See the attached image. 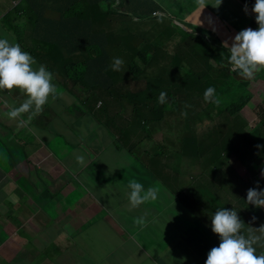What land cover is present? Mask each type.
I'll return each instance as SVG.
<instances>
[{
	"label": "crops",
	"instance_id": "obj_1",
	"mask_svg": "<svg viewBox=\"0 0 264 264\" xmlns=\"http://www.w3.org/2000/svg\"><path fill=\"white\" fill-rule=\"evenodd\" d=\"M187 1L191 4V13H187V19L197 13L201 16V23L197 24L199 26L217 31L227 30L228 26L236 31L248 27L256 29L247 16L242 15L246 24L241 20L236 26L227 21V17L234 11L241 10L246 15L242 4L237 10H230L223 19L220 10L210 6L202 10L197 3ZM50 2L58 4L56 0ZM15 3V0H0V22H4ZM31 35L38 39L34 32ZM64 99L67 97L64 96ZM8 103H11L10 96L0 91V123L11 129L10 133L14 132L9 142L6 135L1 137L0 129V140L2 139V146L8 149L13 148L18 140V157L23 158L19 160L16 155L8 158L0 153V171L3 174L0 180V238L7 241L2 247L7 254L0 264H205L208 252L217 247L219 242L212 239L210 230L204 223L199 229V224L188 223L186 218H176L172 201L179 198L174 191L183 187L180 168L183 163L178 155L172 156L176 160V172L166 182V188L152 180L163 178L162 172L170 162L159 154H150L149 158L145 156L138 173L148 175L149 180L137 178L136 181L145 190L157 187L158 195L155 200L141 204L137 207V212L130 208L129 201L120 198L121 195L128 196L131 178L124 172L116 171L121 150L114 145L122 133L118 135L115 128L119 129L136 118L121 112L113 116L108 109L102 116L85 118L86 126L83 127L84 118L79 119L78 115L84 114L71 105L70 116L64 111L63 114L46 117L38 123L29 117L25 121H17L7 115ZM61 105L60 102H55V106ZM249 106L245 110L247 114L250 113ZM64 107H67L66 102L62 109ZM55 121L60 129L52 135L46 126ZM69 121L75 127L73 131L65 130L69 128ZM109 126H113V135L106 132L110 131ZM123 137L126 138L124 135ZM55 142L60 145L58 151L52 149ZM42 149L44 154L41 153ZM77 149L82 150L91 159L90 162L81 164L77 160L80 157ZM141 151L145 155L150 153L149 149L138 150L139 153ZM22 159L28 162L25 169L21 167ZM92 161L97 166L91 169ZM6 165L9 174L3 173ZM28 168L35 169L27 171ZM20 173L22 177L19 178ZM196 182L197 180H193L187 183L184 189L188 195L194 196ZM108 191L122 202L107 205ZM168 199L170 206L164 209L170 222L168 231H172L180 243L193 246L196 249L193 255L180 253L173 245L154 241L163 235L161 225H158L161 212L157 211L156 206H167ZM236 203L241 206L239 201ZM218 208L219 206L215 207L214 212ZM140 217L144 219L143 225L134 223V218ZM141 232L145 235L143 243L138 239ZM249 233L245 232L244 235L248 236ZM251 234L261 236L254 247L257 255L264 254V235L259 230Z\"/></svg>",
	"mask_w": 264,
	"mask_h": 264
},
{
	"label": "rangeland",
	"instance_id": "obj_2",
	"mask_svg": "<svg viewBox=\"0 0 264 264\" xmlns=\"http://www.w3.org/2000/svg\"><path fill=\"white\" fill-rule=\"evenodd\" d=\"M215 2L216 0H208L207 6L213 7L211 4H215ZM242 2L243 0H223L222 4L218 8H213L220 10L222 16L225 17L230 10H237L238 6H240ZM191 3H196V0H192ZM51 5H54V3H51ZM242 21L246 23L245 18H242ZM157 22H159V20L154 18L152 13L134 12L129 9H126V13L123 15L118 16L117 20H113L111 24L107 26V30L113 29L114 32H116V36H113L111 40L118 43H124L123 47L119 46L118 48H114V43L111 42L113 44L110 47V52L113 56L111 60L112 65L116 58L123 61L119 71H114L111 66L110 75L114 78L115 83L114 85H111L108 82L109 77L106 76L104 79H100L101 82L100 84H97L95 89L88 92V80H92L90 77L93 76L88 74L85 67L80 66L79 70L82 72L83 77L78 90L80 94L82 93L86 96V98L91 99L95 107L93 110L94 116H102L108 109L111 110L113 116H115L118 112L125 110L128 115L135 116L141 121V123L144 122L146 124V126L143 128L141 127L139 131H125L119 136L120 138L116 145L117 148L121 150V159L116 165L117 173L124 172L130 176L131 180H136L137 178L149 180L148 175L144 176L143 174L138 173V171L142 169L145 156L146 158H149L150 155H145L143 151L139 153L138 150L149 149L155 150L165 161L170 162V164L166 166L165 170L162 172L164 177L153 180L158 184H161L163 187L166 188V182L171 180L172 175L176 172V160L172 159L174 153L179 154L183 158L181 160V163L183 164L180 167L182 168L181 181L183 183V187L181 189H184L189 181H193L201 176L205 178L202 179V184H206L207 191H210L207 193L197 194V197L190 196L191 206L190 203L188 205L186 201L184 202L177 198L173 199L172 205L175 207L177 219L181 217L186 218L188 223H194V225L196 224V220L200 219L201 223L199 224V229L202 228V223L207 225L212 239L214 240L219 238L218 234L214 233L211 229L210 216L215 213V207L219 206V208H230L231 206H234L242 209L236 203L239 201L241 205L245 207V205L241 202V196L238 195V192L241 189L248 190L249 188L260 187V190H264V176L261 175V170L264 169V162L253 165L254 160H262L264 155H262L261 152H257V154L253 156H243V161H246V163H240L236 152L232 153V163H236V161H238L236 169L232 175L229 176L232 183L222 182L221 180L224 179L214 172L211 174L213 176H210V170L216 166L215 162L219 160L223 148L214 150L212 147L213 143H210L209 139L211 133L219 131L227 124L228 120L225 116H223V111L226 107L222 103L218 106L214 105L213 107H210V104L203 102L198 89L195 90V87L192 86L184 89L185 85L183 82H188L187 79L190 74L200 71V73L205 72L207 74L205 79L211 80L216 88L221 89L222 85L225 83L227 75L216 72L214 69L215 66L211 67V64H209L205 58L202 60L193 59L194 54L190 52H192V48H198L199 45L192 43V41L190 42V45L188 43H183L182 45V48H185V50L188 51V56L183 61L185 67L183 68L182 66V68L179 69L178 78H180V81H175L169 78L170 71H172V69L168 70L166 74H163L164 68L170 64L169 62L171 61L173 53L170 52L171 48H175L178 45L180 46L183 42L182 38H185V33L182 29L187 30V28L177 24L175 21L162 22V31L164 29H168L169 32L165 35L161 34L158 38V42L164 45L165 49L162 52L158 65L155 68H147L140 59V54L130 51V49L136 47L141 52L142 50L140 48H144V51L146 49H151L150 47L152 43L156 41L158 37ZM189 22L200 24L201 16L197 13H193L191 18H189ZM32 23V21H28L23 15L14 14L10 17L8 23L0 22V39H8L11 43H17V32L19 30L25 34L23 38L24 48L26 50L25 52L33 55V53L38 50L40 41L31 35L35 32ZM254 25L258 24L255 23ZM202 27L203 29L206 28L205 26ZM228 28L229 29L227 30L220 29L219 31L211 29L210 32L214 35L209 36L207 39L210 42L219 45H223L225 40H228L229 44H231V38H234L236 32L238 33L239 31L231 29L229 26ZM192 34L196 35L194 32ZM215 36L220 37V40H213ZM24 48L21 47L23 51ZM44 57L50 60L49 64L53 68V63L56 64L54 55L49 56L45 54ZM89 57L93 59V52L89 53ZM228 73L229 72H227V74ZM231 74H233V72ZM57 79L59 82L65 81V78H61L59 75ZM262 79H264V76ZM249 81V84L244 81V84L247 87L246 93H250V91H252L254 97L252 103L249 104L250 113L248 114V118L245 119L244 130L251 132L260 127L264 122V86H262L261 82L258 80ZM150 84L152 85V89L149 95L145 88H149ZM89 86L94 87L91 84ZM72 87V82H70L68 89L70 90ZM234 88L241 87L236 86ZM116 89H118L122 96H124V93L130 94L123 98L125 101L123 104L111 101V92ZM161 92L167 93L166 102L164 104L159 103L158 100ZM238 93L239 90L235 89L233 92L235 99H238ZM60 95L67 96V107H64L65 110L58 108L57 112L63 114L65 111V114L70 116L72 111L69 107L71 105L76 106L78 111L81 112V114H84L83 116L78 115V118H84L82 126L85 127V118L92 116V112H89L86 109L83 102H78V99L74 97V94L64 92ZM49 97L56 100L58 99V97L53 98L51 95ZM117 97H119V94ZM81 100H84L83 95H81ZM99 101L105 104L103 110L97 109ZM52 105H50V109ZM242 119L244 118H242L240 112H238L236 123L232 125L233 133L230 134V131L228 130L225 135H219L216 142L222 145H228V149H230V151L233 150V148H239L240 146L244 147L245 134L243 137L244 132L243 130H240L239 127V123ZM36 123H38V121H36ZM68 124L69 128H66L65 130L73 131L75 127L71 125L70 121ZM75 126L77 127L79 125ZM46 128L50 129L51 134L54 135L56 130L60 129V126H58L55 121L52 124L47 125ZM0 129L1 137H3L8 128L5 124L0 123ZM189 129H192L195 132L191 141L188 140ZM99 130L100 129H98V131ZM102 131L105 130L102 129ZM123 135L126 138H124ZM6 136L7 140L11 142L10 131L6 132ZM200 137L204 139V143L201 144L202 147L199 149L200 144L198 143ZM228 138L229 140H227ZM82 140H84V138H82ZM187 144H191V146L187 147ZM0 147L1 156L14 158L16 155L19 160L23 158V156L18 157V148L20 147L18 140H16L13 144V148L8 149L2 146L1 139ZM59 147L60 145L57 142L52 145V149L54 151H58ZM105 147L114 148L109 146ZM44 152V149H42L41 153L44 154ZM76 152L84 158L83 162H80L81 164H87L90 162L91 159L88 158L82 150L77 149ZM210 159H212V162H210ZM19 160L16 159L17 162H19ZM67 161L69 162L70 159ZM27 164V160L22 159V169H25ZM91 165V169L97 166L96 164H93V161L91 162ZM33 169L35 168H28L27 171H32ZM254 172L259 173L260 178L254 175ZM3 173L9 174L8 165H6ZM2 177L3 174L0 171V180ZM20 177H22L21 173L19 174V178ZM213 177H216L217 180ZM108 192V196L106 197L108 202L107 205L115 202H122V200L118 199L116 195L112 194L110 191ZM169 193H172L171 190H169ZM120 198H125L127 202L129 201L128 196L124 197L121 195ZM169 199L167 201V206H156L157 211L161 212L158 225L159 227L161 225L163 235L162 238L158 237L157 239H154V241L165 245H168L170 241L176 246V248L179 249L180 253L187 252L193 255L196 252V249L193 246L186 243H180L174 237V234H172L173 232L168 231L170 222L167 219L164 209L165 207L170 206ZM253 217H255V219H253ZM242 221L244 222L241 230L242 234L245 232L253 233L258 231L260 227L264 226V207H260L257 213L253 214L250 218L243 219ZM144 238L145 235L141 232V234L138 235V239L143 243ZM6 242L7 241L5 239L0 238V261L7 254V251L2 248L6 245ZM5 259H7V257ZM194 260L195 259H191V261Z\"/></svg>",
	"mask_w": 264,
	"mask_h": 264
},
{
	"label": "trees",
	"instance_id": "obj_3",
	"mask_svg": "<svg viewBox=\"0 0 264 264\" xmlns=\"http://www.w3.org/2000/svg\"><path fill=\"white\" fill-rule=\"evenodd\" d=\"M58 4L51 5L50 0H23L21 5L20 12L23 13V16L27 18L28 21H32L34 27V34L38 37L40 41V46L37 53L34 54V57L38 60H43L44 55H56V64L53 63L54 72V84L57 87L56 97L58 99L48 98V102L44 106H50L52 103L60 102L65 103L66 101L62 98L60 94L67 92L74 94V97L78 99V102L81 100V95L79 93L80 82H82L83 74L79 70L80 66L86 68L88 74L92 78L88 80V92L95 89L97 84H100V79H104L106 76L109 77L108 82L111 85H114L115 80L110 75L111 72V60L112 53L110 52V47L114 43V48L119 46H124V43H118L113 40V36H116V32L113 29L107 30V26L111 24L113 20H117L122 8H127L130 11H138L142 13H152L155 11L162 10L163 12L174 14L183 22V18L187 13H191V4L187 0H56ZM246 17L244 12L241 10L232 12L227 20L232 22L234 25L238 26V22L242 18ZM159 22H157L158 27V37L151 45V49L145 50L140 48L142 52L134 47L130 51L137 52L140 54V59L145 64L147 68H155L158 65V62L161 59L162 52L165 49V46L158 42L160 35H165L169 32L168 29L162 31V22L164 21H174L165 14L154 16ZM226 18V17H224ZM192 27V26H190ZM202 31L201 28H197ZM185 33V38L183 37V42L175 48H171L170 52L172 53L171 61L163 71V74H166L168 70L170 71L169 78L180 81L178 78L179 69L185 67L183 64L184 59L188 56V51L185 48H182L183 43L189 44L192 43L198 44V48H192L194 54L193 59L202 60L205 58L206 61L211 64V67H214L215 71L218 73H223L227 75L225 78V83L222 85L221 89L216 88L211 80L205 79L207 74L200 73L196 71L189 75L187 79L188 82H183L185 85L184 89L189 88L190 86L195 87V90H199V94L203 99V102H206L204 99V92L208 87H214L216 89V96L219 98L220 103H222L226 108L223 111V116L228 120L227 124L223 126L219 131L211 133L209 142L213 143L212 147L214 150L218 148H223L221 151V156L218 161H216V166L211 168L210 176L213 172L221 176L224 180L222 182L228 183L232 180L229 178L230 175L236 169V163H232L233 155L232 153L236 152V155L240 163H246L243 156H253L257 154L258 147H264V122L257 129L249 132L245 129V119L248 118V114L245 110L246 107L253 99L254 94L252 92L246 93L247 87L245 86V78L242 77L239 72H233V69L229 62L230 52L228 49L223 46L214 45L209 42L201 32H195L196 35L191 32L182 29ZM203 33V32H202ZM19 36H22V33L19 32ZM179 47V48H178ZM178 50V51H177ZM93 52V59L89 57V53ZM190 52V53H192ZM136 53V54H137ZM135 57V56H134ZM227 72H229L227 74ZM233 72V74H231ZM59 77L65 78L64 82H59L57 79ZM264 75H259L258 78H263ZM161 77V76H160ZM67 81V82H66ZM72 82V89H68V86ZM94 87H90L89 85ZM241 88H234V87ZM197 87V88H196ZM146 92L148 91L149 95L152 89L145 88ZM239 90V97L235 99L233 92ZM67 103V102H66ZM83 103L86 109L89 112L94 110V105L90 98H84ZM210 104V107H213L215 104L207 102ZM227 103V104H224ZM92 105V106H90ZM99 102L97 104V109L103 110V106L98 108ZM77 108L76 106H73ZM238 112L242 118V121L239 123L240 130H243V137L245 134V145L247 148L240 146L239 148H233L230 151L228 145H222L216 142L219 135H225L229 130L232 134V125L236 123V118L238 117ZM240 117V116H239ZM264 118V117H263ZM146 126L144 122L141 123L140 120L136 119L130 123L121 126L119 129L115 128L116 133L120 135L125 131H137ZM113 126H109L107 133L112 134ZM188 140L191 141L195 132L192 129H189ZM231 137V136H230ZM201 139V141H200ZM199 139V149L202 147L201 144L204 143V139L200 137ZM229 140V138L227 139ZM216 142V143H214ZM116 147V144L114 145ZM191 144H187V147H190ZM117 148V147H116ZM118 149V148H117ZM241 149V150H240ZM217 152V151H216ZM196 153V152H195ZM214 158V156H213ZM183 158L179 156L181 162ZM212 162V159H210ZM213 163V164H215ZM256 165V163H253ZM256 173V172H254ZM217 180L216 177H213ZM202 179H205L201 176L196 182V188L194 196L197 197V194L207 193L206 184H202ZM240 182V180H239ZM241 183V182H240ZM232 187V186H231ZM235 187V186H234ZM260 190V187H258ZM242 193V189L238 192ZM244 193H242V196ZM185 192H178V197L186 203H190V197ZM193 196V195H192ZM243 205L249 207L247 200H244ZM218 206H216L217 208Z\"/></svg>",
	"mask_w": 264,
	"mask_h": 264
},
{
	"label": "clouds",
	"instance_id": "obj_4",
	"mask_svg": "<svg viewBox=\"0 0 264 264\" xmlns=\"http://www.w3.org/2000/svg\"><path fill=\"white\" fill-rule=\"evenodd\" d=\"M15 2V7L4 19L5 23H8L10 17L14 14L23 15V13L20 12L23 0H15ZM222 2L223 0H216L215 4L211 5L218 8ZM196 3L201 6L202 10L208 5L206 0H196ZM241 4L243 5L248 21L250 24L253 23L256 29L248 27L239 31L234 38H231V44H229L228 40H225L223 45L211 43L223 46L229 50V62L233 72L238 71L239 74L245 78V82L248 83L249 80H258L261 82L262 86H264V79L258 78L260 74L264 75V0H243ZM126 9V7L122 8L120 14L126 13ZM163 14L177 22V24L187 28L191 33L201 32L200 34L206 39L214 35L210 32L211 28L206 27L203 29L202 26L189 22L187 16L183 18V22L178 19L176 15L163 12L162 10L155 11L153 16ZM221 17L224 19L223 16ZM255 23L258 25H254ZM197 28H201L202 31ZM19 32L21 31L18 30L17 32V43H11L8 39H0V91H4L11 98V103L7 104L9 111L7 115L9 118L17 121H25L26 118L29 117L38 122H42L46 117H53L56 116V114L59 115L60 112H57V109H62L64 103H61L62 105L60 107L55 106V103H53L51 109L49 108L50 106H44L48 102L49 96L51 95L54 98L57 93V87L54 84L55 75L54 72L51 71L53 68L49 64L50 60L45 57L41 61L34 57V54L37 53L36 51L33 55L25 52L23 40L24 33L21 32L23 35L22 37L19 36ZM213 40L219 41L220 37L215 36ZM21 47L24 48V51ZM122 63V60L116 58L112 65L113 70L119 71ZM118 94L119 97H117ZM82 95L86 98L84 94ZM127 95L130 94L124 93V96H122L118 89H116L111 92V101H119V103L121 102L123 104L125 102L123 98ZM64 96H62L63 99ZM166 96L167 93L161 92L158 98L159 103L164 104L166 102ZM204 99L206 102L213 103L217 106L220 104L214 87H208L205 90ZM65 101L67 102V100ZM252 101L249 104H251ZM80 102H83V100H80ZM249 104L246 107H248ZM104 105V103L99 101L98 108ZM121 113L136 118L135 116L128 115L125 110ZM8 131L12 130L8 128L5 131V135ZM12 134H14V132L10 133V136ZM257 149L258 152L264 155L263 146H259ZM148 154L157 155L158 153L155 150L154 152L150 150ZM174 154L179 155L177 153ZM77 160L83 162L84 158L80 156L77 157ZM260 162H264V158H262V160H254L253 163L258 164ZM254 175L260 178L259 173L256 172ZM261 175L264 176V169L261 170ZM152 179L153 177H151V180ZM198 179L199 177L195 180ZM128 188L130 189L128 193V199L131 205L130 208L137 212L138 206L149 200H155L158 195L157 187H149L145 190L144 186L135 179L129 181ZM178 192H185L187 194L186 189H179L176 192L174 191L176 197H178ZM242 193H244L243 196ZM242 193H238V195L241 196V202L243 203L244 200H247L249 207L239 206L237 203V205L242 208L241 211L234 206L230 208L223 207L218 208L215 213L210 216L211 229L219 236V238L214 240H217L219 243L217 247L211 248L208 252L205 264H264V254L257 255L256 247H254V245L261 240V236L251 233L245 236L241 232L244 223L242 220L257 213L260 207H264V190H259L258 187H256L249 188L248 190L243 189ZM238 214H241V216ZM253 219H255V217H253ZM134 223L143 225V217L134 218ZM200 223L201 220L197 219L196 224ZM259 231L264 235V226L260 227ZM168 245L175 246L170 241Z\"/></svg>",
	"mask_w": 264,
	"mask_h": 264
}]
</instances>
